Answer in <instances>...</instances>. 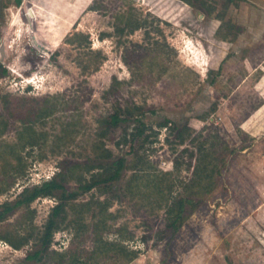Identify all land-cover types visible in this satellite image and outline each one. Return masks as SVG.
<instances>
[{
	"label": "rangeland",
	"instance_id": "1",
	"mask_svg": "<svg viewBox=\"0 0 264 264\" xmlns=\"http://www.w3.org/2000/svg\"><path fill=\"white\" fill-rule=\"evenodd\" d=\"M74 33L81 35L69 41ZM2 45L0 178L12 158L3 146L18 143L20 134L28 139L26 126L39 134L14 151L25 172L0 192V204L67 164L97 170L123 155L126 165L111 183L86 191L73 179L66 183L77 190L76 202H92L83 212L87 232L80 246L96 248V236L116 242L109 247L114 253L135 251L124 264H264V0H0ZM4 94L14 96L13 115ZM44 106L52 111L42 116ZM117 110L127 119L108 123ZM142 124L144 132L133 136ZM98 142L110 157L94 151ZM198 144L220 163L221 179L179 230L166 235L165 206L125 189L135 170L130 146L154 167L173 170L174 191H183L196 164L189 151L198 153ZM57 196L34 199L31 219L19 218L23 206L8 214L21 234L31 232L30 224L36 228L20 248L0 239V264H52L25 255L40 247L36 237ZM99 200H108L106 210ZM67 213L50 244L58 251L83 234L66 224L75 212ZM124 254L110 261L97 253L89 264H122Z\"/></svg>",
	"mask_w": 264,
	"mask_h": 264
},
{
	"label": "trees",
	"instance_id": "2",
	"mask_svg": "<svg viewBox=\"0 0 264 264\" xmlns=\"http://www.w3.org/2000/svg\"><path fill=\"white\" fill-rule=\"evenodd\" d=\"M28 14V12H27ZM126 24L130 25V16L127 17ZM140 24H134L130 29L138 27ZM120 28L119 30H123ZM81 33H74L67 37L69 41H75V37L80 36ZM5 73V69L1 70ZM5 102V108L8 113L14 114L13 107L10 106L9 99L14 98L10 94H4L2 96ZM34 99V98H32ZM52 108L47 106L43 107L40 115L45 116L50 113ZM129 112V111H127ZM127 119V116H122L119 111H114L110 113L106 121L110 124H117L121 120ZM6 123L2 126L0 131L5 129ZM145 125L142 124L141 127H136L135 131L132 132L133 136L140 135L144 132ZM23 132L29 134V138L24 140L23 135H19L18 143L5 144L3 147L8 148L12 154V158H15V162L11 159L6 160L3 165V169L6 171V177L0 178V192L6 190L13 181L15 180V175H21L25 172V160L19 152L14 151L18 147H24L26 143L33 144L39 133L35 131L34 128L26 126ZM157 132H155L156 134ZM126 140V133L123 135ZM27 141V142H26ZM94 151L98 153L99 156L110 157L111 150L104 146L103 142H98L97 145L93 147ZM133 150L136 160L133 162L134 172L126 179L125 189L130 192L133 196L138 193L143 194L146 197H153V201L157 205L165 206V224L162 232L166 235L173 236L183 223L188 219V217L198 209L210 191L218 185L221 179V165L218 160L212 156L207 150H205L200 144L197 146V152L193 150L189 151L190 157H195L196 164L194 166V174L192 178L187 183L188 188L183 191H174V187L177 184V176L173 174V170H162L153 166L150 160L139 155L138 152L130 146ZM100 150V151H99ZM187 150V148H184ZM181 161L179 157L175 158L173 165L176 169H179ZM190 164V162H188ZM126 165V158L123 155L115 157L110 162L99 165L97 170H93L92 166L80 162H73L65 165L61 168L56 175L50 179L44 180L40 184H35L32 186H24L20 192L16 195L14 200H7L0 204V239L5 240L14 248H20L22 245L26 244L30 237L33 235L35 226L30 224V231L25 234H21L15 224V222H10L7 220V216L14 209L21 206L25 207V211L21 212L19 218H24L28 216L31 219L32 209L29 208L30 203L37 197L55 195L57 196V203L52 206L49 213L48 219L43 224L39 235L36 237V241L40 244V247L31 251L29 250L25 258L27 259H42V257L49 258L52 264H89L90 260L94 258L97 253H107V258L110 261L115 259L114 254L118 255L124 253L126 255L124 262L131 260L135 256V251H127L125 247L119 248L120 252H113L109 247H113L116 242H107L102 240L99 236L95 237L97 243L96 248L88 250L82 246L80 243L85 238L84 235L87 232V224L83 220V212L91 209L92 202L90 201H80L76 202L78 196L77 190H68L66 187L67 181L69 179L75 180L79 184V188L82 190H90L91 188L108 184L117 180L122 172V169ZM88 173V177L86 176ZM97 204H101L104 210L108 207V200L97 201ZM67 208L72 209L75 213L66 222L67 225L72 224L76 234L79 232L82 234L78 240H73V243L64 251H58L50 248L52 237L54 232L59 228L60 221L67 218ZM62 216V219L60 220ZM19 220V219H18ZM93 228L98 234L99 222L93 224ZM119 230V228H117ZM100 244L105 245H98ZM108 245V246H107ZM117 245V244H116ZM111 254H109V252ZM114 253V254H112ZM120 258V257H119ZM116 261V260H115ZM43 264H47L45 261Z\"/></svg>",
	"mask_w": 264,
	"mask_h": 264
},
{
	"label": "water",
	"instance_id": "3",
	"mask_svg": "<svg viewBox=\"0 0 264 264\" xmlns=\"http://www.w3.org/2000/svg\"><path fill=\"white\" fill-rule=\"evenodd\" d=\"M23 7L24 8H27V6L25 5V3L23 2ZM28 11L32 14V9L31 8H28ZM0 50H1V54L3 55V53H4V48H3V45L1 46V48H0Z\"/></svg>",
	"mask_w": 264,
	"mask_h": 264
},
{
	"label": "bare ground",
	"instance_id": "4",
	"mask_svg": "<svg viewBox=\"0 0 264 264\" xmlns=\"http://www.w3.org/2000/svg\"><path fill=\"white\" fill-rule=\"evenodd\" d=\"M28 12V11H27ZM29 14V13H28Z\"/></svg>",
	"mask_w": 264,
	"mask_h": 264
}]
</instances>
